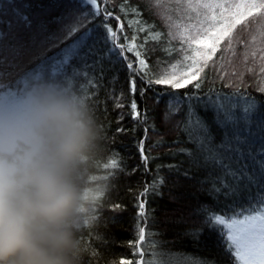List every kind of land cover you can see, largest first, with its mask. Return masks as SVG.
Listing matches in <instances>:
<instances>
[{
    "label": "trees",
    "instance_id": "trees-1",
    "mask_svg": "<svg viewBox=\"0 0 264 264\" xmlns=\"http://www.w3.org/2000/svg\"><path fill=\"white\" fill-rule=\"evenodd\" d=\"M124 2L128 5L124 13L118 7L121 0H108L107 2V7L120 16L119 23L124 25V35L129 37L136 35L138 44L146 38L144 32L138 31L142 24L138 25L134 22L137 17L132 15L133 8H139L143 21L148 22L150 26L154 24L156 30L168 31L159 19L145 9L144 0H124ZM261 2L262 0H164V10L170 17V23L178 26L172 31L177 33L183 32L185 35L190 34L197 38L205 31L211 35L213 31L218 32L223 23L231 22L238 14H242L239 18L247 22L246 28L241 24H236L229 29L233 37L231 51L227 49L226 41L221 42L220 51H217L213 57L217 67L215 69L209 67L205 73H202V76L206 75L207 78L201 89L196 90L202 97L211 89L213 92L219 91L224 94L239 92L261 98L257 86L264 87V75H261L260 71L264 68V9L231 7V11H224L221 14V10L204 9L198 5L227 3L231 6ZM16 3L22 8L25 4L29 5L25 11L31 13L36 23L33 29L20 31L18 34L24 51L15 59L16 67L12 71L13 79H19V82L8 92L0 94V101L6 100L5 95L8 93L11 95L15 93V98L21 99L25 98L30 91L36 94L42 88L54 90L74 99L96 131V139L73 173V181L81 195L78 226L74 229L78 240L79 264H121V261H131L132 264H137L142 258L137 255L138 250L142 249L138 241L140 227L145 230V240L149 242L148 249L152 250L155 260L158 258L155 253H163L162 259L166 264H186V262L187 264H228L221 248L216 243L219 233H212L204 225L200 208L207 206L218 215L231 216L233 213L228 211V206H232L237 212L241 208H247L248 193L238 192L234 195H226L224 191H221L210 195L208 189L212 185L208 178L211 169L205 171L202 168L190 167L187 156L173 155L178 153L180 148L192 147L187 143V136L181 130L183 108L168 123H165L163 119L166 105L171 98L170 94L178 93L183 97L185 93L194 91L192 85L181 89H172L166 85H153L141 97L139 89L144 85L137 80V92L134 98L138 110L143 113L146 109L148 125H155V131L149 127L148 139L144 143L145 154H149V149H151L150 155L155 159L149 161V171L145 172L137 148V142L144 137L145 125L134 121L129 115L127 106L133 96L129 92L128 73L120 64H110L107 57L105 58L103 87L96 97L98 104L90 105L75 90L68 89L59 82L43 76L27 75L34 71L40 62L41 45L47 40L55 41L62 29L72 23L68 13L78 7L87 9L88 4L84 0H16ZM103 7L104 5H101V8ZM0 9H3L2 4H0ZM10 15L11 13L4 10L3 15L0 16V28L5 31L7 30V17ZM62 16L64 24L60 23ZM84 22L87 23V20ZM109 22L113 26L118 23L115 20ZM41 25H43L42 30ZM88 27H91V24H88ZM197 28L201 29L199 33ZM76 35L79 36L80 33ZM2 43L5 48L10 46L7 39ZM93 43L94 41H89L90 45ZM63 46L59 44L58 47L53 48L49 45L44 52L51 56ZM165 46L167 45L163 41L158 43L153 39H147L142 50L147 52L145 58L148 59L150 67H154L156 61L160 60L162 61L161 71H163L170 61L174 63L181 59L179 40L171 42V47L177 50L171 56L160 50ZM95 47L102 49L103 45L95 44ZM153 49L155 51H152ZM206 51V49H201V52ZM127 55L129 58L132 57V53H127ZM197 59L199 60L200 57ZM209 63L211 64V61ZM221 72L226 73L223 78H221ZM228 83H231L232 87H225ZM113 92L116 97H121L123 94L119 102L125 107H115L114 100L109 98V94ZM158 95L160 96L159 103H157ZM194 103L197 104L198 113L205 116L199 102ZM121 114L124 115V119L118 124L117 120ZM205 118L210 121L211 112ZM117 127H123L125 131L117 133ZM212 135L215 137L214 142L219 144L222 132L212 127ZM158 140L164 143L159 147H152ZM256 148L259 150L258 144ZM112 153L119 154L125 171L117 173L114 179L105 182L103 163L108 161ZM158 165L164 166L159 171V175L164 178V184L159 187L158 195L149 193L146 197H140L145 202V216L141 218L136 206L137 197L144 190L145 183L151 184L157 175ZM168 165H176L179 171L175 169L170 171ZM133 169L136 171L133 172ZM186 169H190L192 179L183 177ZM213 178H215L214 175ZM205 180L208 182L200 183ZM105 183L110 185L106 189L104 188ZM103 192L104 195L97 199V196ZM117 204L120 207H112ZM95 212L98 220L90 227ZM192 230H199L200 235H189L188 233ZM152 241H155L158 246L154 247ZM92 249L95 250V255Z\"/></svg>",
    "mask_w": 264,
    "mask_h": 264
},
{
    "label": "snow or ice",
    "instance_id": "snow-or-ice-1",
    "mask_svg": "<svg viewBox=\"0 0 264 264\" xmlns=\"http://www.w3.org/2000/svg\"><path fill=\"white\" fill-rule=\"evenodd\" d=\"M107 2L108 0H86L87 9L78 7L69 12L68 15L72 23L67 24L62 29L60 36L55 41L47 40L41 45L40 62L34 71L27 75L43 76L59 82L66 88L75 90L90 105L98 104L96 97L103 87V62L105 58L107 57L110 64H120L128 73L129 92L133 96L127 106L129 115L134 121L145 125L144 137L137 142L145 172L149 171V161L155 159L150 155L151 149L146 155L144 148L145 140L148 139L149 127L155 131V125H148L146 109L143 113L138 110L134 98L137 92V80L144 85L139 89L141 97L153 85H166L172 89L187 88L192 85L194 91L185 93L183 97L178 93L170 94L171 98L163 115L164 122L168 123L183 108L181 121L183 127L181 130L186 134L187 143L191 144L192 147L180 148L179 152L173 155L183 154L187 156L190 167L202 168L205 171L211 169L208 178L212 185L208 189L210 195L221 191H224L226 195H234L238 192L248 193L247 208H241L237 212L232 206H228V211L233 213L231 216L218 215L207 206H201L200 212L203 216L204 225L212 233H219L216 243L221 248L228 264H264V87L257 86V91L261 96L259 99L247 93L224 94L219 91L213 92L211 89L202 97L196 91L201 89L204 80L207 78L206 75L202 76V73H205L209 67L213 69L217 67L213 57L217 51H220L221 42L226 41L227 49L231 51L233 37L229 29L236 24H241L246 28L247 22L239 18V15L242 14H238L233 17L231 22L223 23L218 32L213 31L209 35L205 31L203 35L197 38V36L190 34L185 35L183 32L172 31L174 27L178 26L170 23V17L164 10V0H144L145 9L159 19L168 31L156 30L154 24L150 26L148 22L143 21L139 8H133L132 15L137 17L134 22L138 25L142 24L138 31L146 34L145 40L138 44L136 35L129 37L123 34L124 25L119 23L120 16L107 7ZM0 4L3 5V9H0V16L3 15L4 10L11 13L7 17V30L0 28V94H4L19 82V79H13L14 73L12 71L16 67L15 59L24 51L18 34L20 31L33 29L36 20L30 12L25 11L29 8L27 4L23 5V8L16 3V0H0ZM101 5L104 7L101 8ZM198 6L204 9L221 10V14H223L224 11H231V7L239 9L243 6L264 9V0L261 3L251 5L234 4L229 6L227 3H201ZM118 7L124 13L128 5L124 0H121ZM85 20L87 23L84 22ZM110 20H115L118 23L113 26L109 22ZM60 23L64 24L63 16ZM88 24H91V27H88ZM193 27L196 26L193 25ZM42 29L43 25H41ZM188 31L190 32V29ZM200 31L201 29L197 28V32ZM78 32L80 33L79 36L76 35ZM149 38L158 43L163 41L167 46L160 50L169 56L177 51L171 47V42L179 40L181 59L174 63L170 61L163 71H161L162 61L160 60L156 61L154 67H150L148 59L145 58L147 52L142 50ZM6 39L10 42V46L7 48L2 43ZM90 40L94 41L91 45L89 44ZM59 44H63V48L51 56L45 54L44 50L49 45L56 48ZM95 44L103 45V48L97 49ZM201 49L207 51L201 52ZM127 53H132V57L129 58ZM197 57L200 59L198 60ZM260 71L261 75H264V68ZM224 75L226 73L221 72V78ZM225 87H232V84H225ZM122 95L116 97L114 92L109 94V98L114 100L117 108L125 107L119 102ZM159 99L160 96L158 95L157 103H159ZM194 102H199L205 116L211 112L210 121L198 113L197 104ZM123 119L124 115L121 114L117 123L119 124ZM212 127L222 132L219 144L214 142ZM124 131L123 127L116 129L117 133ZM163 143L162 140H158L152 147H159ZM257 144L259 150L256 148ZM162 167L164 166H157V175L151 184L145 183L144 190L137 197L136 206L141 218L145 216V202L140 197H146L149 193L159 194V187L164 184V178L159 175ZM167 167L170 171L173 169L179 171L176 165H168ZM103 169L105 170L103 175L105 182L114 179L117 173L125 171L118 153H112L108 161L103 163ZM132 171L135 172L136 169ZM183 177L185 179L193 178L190 169L184 170ZM208 180L200 183H207ZM109 186L108 183H105L104 188ZM253 191H255V195H253ZM104 192L97 196V199H100ZM112 207L118 208L120 205L117 204ZM96 212L92 216L90 227L98 220ZM138 232V241L142 245L145 239V230L140 227ZM188 234L199 236L200 232L199 230H192ZM152 244L154 247L158 246L155 241H152ZM92 252L94 255L96 254L94 249ZM137 255L143 257V249L138 250ZM151 255L153 254L149 253V256ZM155 255L158 258L156 260L149 259L147 264H166L162 259L163 253H155ZM121 264H132V262L121 261ZM137 264H145V260L141 258Z\"/></svg>",
    "mask_w": 264,
    "mask_h": 264
},
{
    "label": "clouds",
    "instance_id": "clouds-1",
    "mask_svg": "<svg viewBox=\"0 0 264 264\" xmlns=\"http://www.w3.org/2000/svg\"><path fill=\"white\" fill-rule=\"evenodd\" d=\"M95 139L77 102L46 88L0 131V264H79L73 173Z\"/></svg>",
    "mask_w": 264,
    "mask_h": 264
},
{
    "label": "rangeland",
    "instance_id": "rangeland-1",
    "mask_svg": "<svg viewBox=\"0 0 264 264\" xmlns=\"http://www.w3.org/2000/svg\"><path fill=\"white\" fill-rule=\"evenodd\" d=\"M84 2L86 3V0H84ZM9 94L10 93L5 95L6 100L3 99L0 101V131L15 128L26 121L29 100L35 95L33 91H30L25 98L17 99L15 98V93H12V95L10 94V96ZM148 244L149 242L144 239L141 245L144 252L142 258L145 260V264H147L149 259L155 260L153 255L149 256V253L153 254V252L148 249Z\"/></svg>",
    "mask_w": 264,
    "mask_h": 264
}]
</instances>
